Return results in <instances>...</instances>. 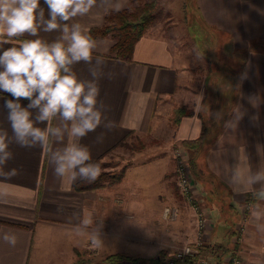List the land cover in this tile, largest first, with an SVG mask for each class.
Returning <instances> with one entry per match:
<instances>
[{"label": "crops", "instance_id": "obj_1", "mask_svg": "<svg viewBox=\"0 0 264 264\" xmlns=\"http://www.w3.org/2000/svg\"><path fill=\"white\" fill-rule=\"evenodd\" d=\"M128 3L97 0L88 14L70 23L81 24L88 33L103 24L105 12ZM192 4L194 12H185L187 17H179L180 22L189 23L188 14L193 15L222 55H202L186 27L175 20L166 31L144 33L130 60L109 54L112 37L93 38V55L104 60L99 99L108 107L106 115L114 129L97 128L82 139L92 162L129 133L155 129L184 106L190 113L174 123L167 149L126 167L113 185L77 189L80 180L62 182L44 150L21 148L13 141L14 158L6 170L15 168L18 174L10 180L0 177V235L14 233L17 244L12 247L0 239V264H124L130 257L156 260L182 243L193 242L194 207L184 199L181 202L182 197L178 200L172 186L174 144L186 151L200 208L210 218L204 243L231 244L236 238L234 248L243 264H264V233L256 230L264 220L256 221L249 209H243L245 195L261 184L229 183L237 165L250 167L253 173L264 168V0H193ZM41 6L47 20L43 0ZM60 35V30L45 32L41 27L37 37L25 34L19 39L51 43ZM71 67L80 80L92 79L90 65L80 62ZM0 96V129L11 134L3 107L4 99L11 97ZM21 103L26 106L28 101ZM236 109L242 118L235 131L225 130L224 123L234 118ZM32 111L34 118L38 110ZM221 112L218 121L216 114ZM60 123L59 118L53 121L55 126ZM183 141L190 143L184 146ZM62 146L53 141L54 148ZM249 202L264 210V201L253 197ZM165 205L177 206L175 220L162 218ZM112 253L128 258L102 260Z\"/></svg>", "mask_w": 264, "mask_h": 264}, {"label": "clouds", "instance_id": "obj_2", "mask_svg": "<svg viewBox=\"0 0 264 264\" xmlns=\"http://www.w3.org/2000/svg\"><path fill=\"white\" fill-rule=\"evenodd\" d=\"M96 3L43 0L49 17L45 20L41 0H0V93L11 97L4 99L3 105L11 134L0 129V177L4 180L18 174L15 168L6 170L8 161L14 158L10 150L13 141L21 148L44 150L62 182L91 183L98 177L99 165L92 162L88 146L81 141L97 128L108 132L114 129L106 115L108 107L99 99L104 60L99 55L94 57L96 42L87 30L79 23H70L88 14ZM41 27L45 32L60 30L61 35L51 43L40 38L19 39L25 34L37 37ZM80 62L91 66V80H80L72 70L71 66ZM22 100L28 104L22 105ZM33 109L38 110L34 118ZM235 113L224 123L225 130L235 131L243 115L238 109ZM57 118L59 126L53 124ZM222 118V112L216 114L218 121ZM41 124L44 126H37ZM102 135L97 136V142ZM53 141L63 146L54 148ZM229 183L237 187L260 183L252 195L255 201H264V168L253 173L250 167L237 165ZM249 212L256 221L264 220L259 203H253ZM256 230L264 233V223H257ZM0 239L12 247L17 244L14 233L5 232Z\"/></svg>", "mask_w": 264, "mask_h": 264}, {"label": "rangeland", "instance_id": "obj_3", "mask_svg": "<svg viewBox=\"0 0 264 264\" xmlns=\"http://www.w3.org/2000/svg\"><path fill=\"white\" fill-rule=\"evenodd\" d=\"M192 3H193V0H157L156 6L153 11V19L150 22V24L147 26L145 33L148 31L149 32H152V31L159 32L163 30L166 31L167 28L169 27V23L175 20L178 22V24H183V27L184 26L186 27L185 33L189 34V36L192 37L193 41L196 43L197 47L200 49V52L202 53V55L209 54L210 56H212V53L216 56L222 55V51L219 48L220 46H218V44H216L213 40H211L210 35L206 34L205 30L202 27H200V25L197 22H194V19H192L194 18L193 15L191 16L188 14L189 23L185 24V22H180L179 17H183L184 19H186L187 17L186 13L194 12ZM192 32H194V34H192ZM106 36L111 37V35H106ZM173 117L172 119L169 118V121L167 120L161 121L160 123L157 124L155 129L149 130L144 133H131L130 135H128L126 139L124 140V142L116 145L111 150H109L104 155H102L99 159H97L98 160L97 164L99 165V173L108 172L112 174L113 173L117 174L120 170L123 171L125 170L126 167L131 166L137 162H140L144 158L153 157L151 155L153 152L158 153V150H162V149L166 150L167 149L166 142L170 139L172 135V129L174 126ZM139 145H141V147L137 148L139 147ZM177 146L179 145L174 144L173 149L176 148ZM187 159H188V166L190 167V170H191L192 183H193L194 181H193L192 168L190 165L189 158ZM174 178L176 179V172L174 174ZM109 185H113V183ZM172 186H173V190L175 193V197H177L178 200L180 197H182V199H180L181 202L184 199L192 207L193 205H196V204H198V206L201 207L199 205L200 198L197 194L194 183H193V187H194L193 197L194 198L192 199V201H188L183 196V194L180 192V190L177 187L176 181L174 185ZM173 206H176V205H173ZM200 211L204 213L202 209ZM206 219H207V224L208 223L210 224L209 222L210 218L208 217V215H206ZM167 221L169 222L173 220H167ZM204 235H205V232H204ZM235 239L233 241L234 243H231V244L222 243V244H225L226 248L223 253L222 259L220 260L218 264H225V262L227 263L228 258L233 255H238L240 258H242L240 253L235 251L236 249L234 248L235 247L234 245L235 243H237ZM207 257L212 264H217L213 257L209 255ZM94 258L95 260H98L99 257L97 256V253L94 255ZM82 259L83 258H81V260ZM132 259H138V258L130 257L128 260H132ZM140 260L148 261V262L153 261V259L152 260L140 259Z\"/></svg>", "mask_w": 264, "mask_h": 264}, {"label": "trees", "instance_id": "obj_4", "mask_svg": "<svg viewBox=\"0 0 264 264\" xmlns=\"http://www.w3.org/2000/svg\"><path fill=\"white\" fill-rule=\"evenodd\" d=\"M156 3L157 0H129V3L125 7L105 12L103 24L98 27L89 28L88 34H90L92 38L111 35L114 42L109 50V54L115 58L130 60L135 42L145 33L147 26L153 19V11ZM188 113H190V111L184 106L178 107L175 109L173 122L176 123L179 120V117ZM130 134L131 133H129V135ZM126 137L120 140L117 145L124 142ZM189 143V141L182 142L184 146ZM140 147L141 145L137 148ZM97 161L98 160L94 163H97ZM122 173V170L117 174L100 172L93 182L89 183L80 180L77 182L76 188L91 189L103 185H109L117 182L121 178ZM252 196L253 195L250 193L246 194L245 200L248 202L252 201ZM225 248V244L222 243H203L199 247L198 256L207 257L209 255L213 257L218 264L222 259ZM124 258H128V256L119 253H112L105 255L102 260L110 263L120 261Z\"/></svg>", "mask_w": 264, "mask_h": 264}, {"label": "built area", "instance_id": "obj_5", "mask_svg": "<svg viewBox=\"0 0 264 264\" xmlns=\"http://www.w3.org/2000/svg\"><path fill=\"white\" fill-rule=\"evenodd\" d=\"M173 157L175 161L176 184L183 196L192 201L194 198V187L192 183V174L188 166V157L183 146H177L173 149ZM250 202H245L244 211L249 209ZM196 222V239L193 242L183 243L167 254L157 258L153 261H143L140 259L127 260L124 264H212L208 257L198 256L199 247L204 243V232L207 226V219L205 212L203 213L198 204L193 205ZM179 214L176 206L165 205L162 209V218L165 220H174ZM244 218V216H243ZM241 230V227H239ZM225 264H243L238 255H233L228 258Z\"/></svg>", "mask_w": 264, "mask_h": 264}]
</instances>
